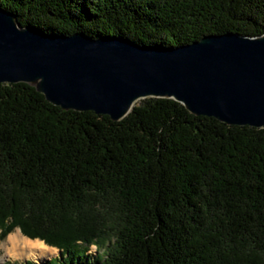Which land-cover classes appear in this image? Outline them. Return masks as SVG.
<instances>
[{
  "label": "trees",
  "instance_id": "1",
  "mask_svg": "<svg viewBox=\"0 0 264 264\" xmlns=\"http://www.w3.org/2000/svg\"><path fill=\"white\" fill-rule=\"evenodd\" d=\"M0 8L46 34L144 47L264 34V0ZM15 228L60 251L41 264H264V128L194 116L166 98L140 100L114 122L63 111L27 84H0V240Z\"/></svg>",
  "mask_w": 264,
  "mask_h": 264
},
{
  "label": "water",
  "instance_id": "2",
  "mask_svg": "<svg viewBox=\"0 0 264 264\" xmlns=\"http://www.w3.org/2000/svg\"><path fill=\"white\" fill-rule=\"evenodd\" d=\"M24 83L63 111L119 122L166 98L228 126L264 128V34L208 35L176 48L21 27L0 8V84Z\"/></svg>",
  "mask_w": 264,
  "mask_h": 264
},
{
  "label": "bare ground",
  "instance_id": "3",
  "mask_svg": "<svg viewBox=\"0 0 264 264\" xmlns=\"http://www.w3.org/2000/svg\"><path fill=\"white\" fill-rule=\"evenodd\" d=\"M5 256L15 259L40 260L43 256L55 254V249L46 247L39 240H29L23 237L18 230L10 234L2 246ZM0 260H2L0 256Z\"/></svg>",
  "mask_w": 264,
  "mask_h": 264
},
{
  "label": "rangeland",
  "instance_id": "4",
  "mask_svg": "<svg viewBox=\"0 0 264 264\" xmlns=\"http://www.w3.org/2000/svg\"><path fill=\"white\" fill-rule=\"evenodd\" d=\"M16 230H18L20 232V230L18 228H15L12 230V232H10L4 239L0 240V256L2 258V260H0V264H24L26 262H30V263H33V264H41L42 262L44 261H47V260H50V259H53V258H57L60 254V251H58L57 249L53 248V247H49V246H45L46 247H49L50 249L53 248L55 249V254H52V255H48V256H43L41 258H39L40 260H30V259H15V258H12V257H7L5 256V252L4 250L2 249V246L4 245V243L6 242L8 236L10 234H13L16 232ZM21 234V233H20ZM22 235V234H21ZM23 236V235H22ZM24 237V236H23ZM26 238V237H25ZM28 239V238H27ZM31 240V239H29ZM33 240H38V239H33ZM40 241V240H39ZM42 242V241H41ZM88 254L94 256L96 254L95 252V247L94 246H91L89 248V250L87 251Z\"/></svg>",
  "mask_w": 264,
  "mask_h": 264
}]
</instances>
